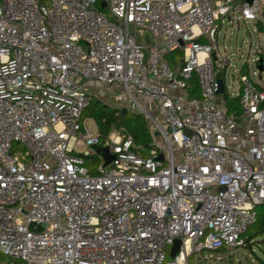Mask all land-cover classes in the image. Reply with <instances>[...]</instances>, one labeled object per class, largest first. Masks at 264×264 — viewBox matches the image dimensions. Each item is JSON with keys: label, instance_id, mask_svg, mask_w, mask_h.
<instances>
[{"label": "built area", "instance_id": "built-area-1", "mask_svg": "<svg viewBox=\"0 0 264 264\" xmlns=\"http://www.w3.org/2000/svg\"><path fill=\"white\" fill-rule=\"evenodd\" d=\"M263 11L264 0H0V264H189L244 246L264 205V83L242 74L239 108L227 103L219 31ZM93 99L143 114L150 146L101 137L91 118L92 131Z\"/></svg>", "mask_w": 264, "mask_h": 264}, {"label": "rangeland", "instance_id": "rangeland-1", "mask_svg": "<svg viewBox=\"0 0 264 264\" xmlns=\"http://www.w3.org/2000/svg\"><path fill=\"white\" fill-rule=\"evenodd\" d=\"M225 46L227 48L226 53L232 60V66L224 71L226 73V95L229 98L231 94L234 97L240 95V77L242 74L249 75L255 83H264V70L260 72L255 62L259 56L258 52H264V33L257 30L255 22L237 21L235 19L228 26L225 24L219 31V47L224 53ZM180 57V54H178L177 58L179 60ZM82 119L88 120L89 128L92 131L95 130L91 118L82 117ZM145 151L147 152L148 149ZM87 164L95 167L100 162L87 160ZM262 242L264 246V241ZM254 250L252 251L245 246L225 248L222 251L204 250L203 252L192 254L189 257V264H264V249L255 245ZM167 260H172L170 249L167 252Z\"/></svg>", "mask_w": 264, "mask_h": 264}, {"label": "trees", "instance_id": "trees-1", "mask_svg": "<svg viewBox=\"0 0 264 264\" xmlns=\"http://www.w3.org/2000/svg\"><path fill=\"white\" fill-rule=\"evenodd\" d=\"M42 1L44 2L45 0ZM263 19L264 11L262 13V18L255 23L257 30L261 33H264ZM260 56L264 62V54H260ZM220 76H222V74H220ZM194 83L196 84V81ZM195 89L197 91V85L195 86ZM226 99L228 104L237 109L239 108V96L231 99L226 95ZM83 118H92L95 121L101 137L108 136L112 130H118L124 136L132 137L135 144L138 146L140 145L144 148H148L152 142V134L149 130V124L145 116L141 113L128 111L123 114L118 109L109 106L104 102H99L98 99H93L85 109ZM87 160H92V162L99 161L97 156L88 157ZM242 237L244 239V246L249 247L252 251H255V245L264 249L262 242L264 241V205L258 208V217L256 221L248 227ZM222 250L223 249H219L216 251Z\"/></svg>", "mask_w": 264, "mask_h": 264}, {"label": "water", "instance_id": "water-1", "mask_svg": "<svg viewBox=\"0 0 264 264\" xmlns=\"http://www.w3.org/2000/svg\"><path fill=\"white\" fill-rule=\"evenodd\" d=\"M103 6H105V2L102 3ZM259 69L261 71L264 70V62H263V59L260 60V64H259ZM219 83H220V89H219V93H224L225 91V88H224V84H223V81L222 80H219ZM100 102V100H98ZM127 108H123L122 109V113L125 114L127 113ZM94 149L96 150L97 153L101 154V156L104 158L105 160V166H107L108 164L111 163V161L114 159V155L111 154L109 148H102L100 147L99 145H95L94 146ZM162 158V156H161ZM181 240L180 239H176L172 248H171V251H170V256L171 258H175L179 251H180V247H181Z\"/></svg>", "mask_w": 264, "mask_h": 264}]
</instances>
